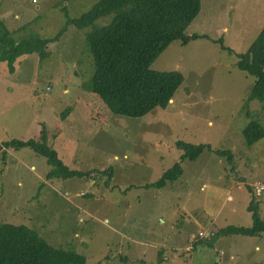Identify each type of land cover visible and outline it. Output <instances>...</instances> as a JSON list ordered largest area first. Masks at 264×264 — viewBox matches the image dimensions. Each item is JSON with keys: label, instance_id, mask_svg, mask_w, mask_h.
<instances>
[{"label": "rangeland", "instance_id": "374dc122", "mask_svg": "<svg viewBox=\"0 0 264 264\" xmlns=\"http://www.w3.org/2000/svg\"><path fill=\"white\" fill-rule=\"evenodd\" d=\"M97 1L0 0V16L16 40L52 38ZM200 2L186 32L207 37L174 40L150 65L180 71L184 83L164 109L140 118L112 114L93 92L96 63L86 32L110 15L83 29L68 24L43 59L23 55L14 72L0 61V142L40 141L45 131L64 164L88 172L47 179L44 156L3 148L0 224L31 227L49 244L83 254L86 264H217L215 254L218 264H264V232L198 236L252 224L248 188L264 181V137L248 144L243 130L251 119L264 126V101L247 99L254 77L237 67L236 54L264 28V0ZM178 141L212 149L184 159L177 179L146 186L181 159ZM215 150H229L231 159ZM255 197L264 219V193Z\"/></svg>", "mask_w": 264, "mask_h": 264}, {"label": "trees", "instance_id": "16d2710c", "mask_svg": "<svg viewBox=\"0 0 264 264\" xmlns=\"http://www.w3.org/2000/svg\"><path fill=\"white\" fill-rule=\"evenodd\" d=\"M200 7V0H98L82 15L68 17L54 37L28 36L18 42L0 16V61L6 62L8 69L14 72L17 59L23 55L36 53L40 60L43 59L47 45L56 41L68 24L83 29L98 18L110 15L106 23L95 25L86 32L96 63L93 92L112 114L140 118L156 108L164 109L184 83L180 71L154 70L150 65L174 40L185 45L190 40L207 37L199 32H186ZM219 42L224 50L231 51L223 40ZM236 55L237 67L254 77L247 99L264 101V28L244 52ZM243 132L248 144H252L264 137V126L251 119ZM177 146L183 150L181 159L166 168L156 180L147 182L146 186L161 187L167 180L177 179L184 171L181 163L184 159H195L205 149H212L209 143L178 141ZM23 147H29L46 158L51 168L46 174L47 179L85 177L88 174L64 164L56 150L48 146L45 131L40 141L12 139L0 142V150ZM215 151L219 156L227 155L231 159L229 150ZM110 171L107 172L109 175ZM248 189L252 190L251 187ZM255 196L253 193L247 206L251 211L252 224L248 227L225 226L217 231L216 236L264 232V219ZM0 264H86V258L73 249L49 244L31 227L3 222L0 224Z\"/></svg>", "mask_w": 264, "mask_h": 264}, {"label": "crops", "instance_id": "0c3cea01", "mask_svg": "<svg viewBox=\"0 0 264 264\" xmlns=\"http://www.w3.org/2000/svg\"><path fill=\"white\" fill-rule=\"evenodd\" d=\"M11 36H12V35H11ZM38 37H39V36H38ZM14 39H15V38H14ZM15 40H16V39H15ZM16 41L18 42V41H20V40H16ZM251 185H252V184H251ZM251 189H252V187H251ZM249 190H250V189H249ZM251 192H252V190H251ZM256 199H257V198H256ZM248 204H249V203H247L246 207L248 206ZM258 206H259V205H258ZM260 208H262V207H259V210H260ZM247 209H248V208H247ZM211 231H213V230H211ZM214 232H215V231H214ZM215 233H216V232H215ZM215 236H216V235H214L213 237H215ZM218 237H220V236H218ZM218 237H217V238H218ZM217 238H215V241H216V240L218 241V240L221 239V238H220V239H217ZM222 240H223V238H222ZM212 243H213V242H212ZM166 244L169 246V247H167L168 249H170V250H172V251L177 250V251H174V252H175V253H174V256L179 255L180 257H182L181 254L179 253L178 247H177V245H175V243H174V245H170L168 242H166ZM161 248H163V247H161ZM161 248H160V249H161ZM254 248H255L257 251H260V249H262V248H260L259 244H255V247H254ZM215 250H216V247H215ZM221 252H222V250H221ZM158 253H161V254H160V257H159V259L161 260V262H162L163 260H164V261H165V260L168 261L167 257L164 256V255H165V252H164V251H161V252L159 251ZM162 256H163V257H162ZM214 257H215V260L217 261V264L220 263V262H222V259H221L222 256H220L219 254H215ZM164 261H163V262H164ZM173 262H175L174 259H173L172 263H173Z\"/></svg>", "mask_w": 264, "mask_h": 264}, {"label": "built area", "instance_id": "2783aa9c", "mask_svg": "<svg viewBox=\"0 0 264 264\" xmlns=\"http://www.w3.org/2000/svg\"><path fill=\"white\" fill-rule=\"evenodd\" d=\"M252 191L255 195H260V194H263L264 193V181H256L254 182L252 185ZM215 235V232L214 231H210V232H204V231H200L198 236L199 237H207V236H210V237H213ZM194 243L196 242V238L192 240ZM192 248V246H191Z\"/></svg>", "mask_w": 264, "mask_h": 264}]
</instances>
